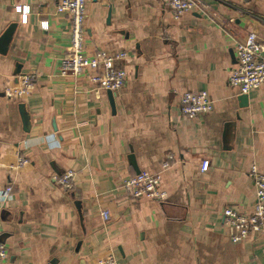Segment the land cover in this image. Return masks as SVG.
Wrapping results in <instances>:
<instances>
[{"label":"crops","instance_id":"crops-1","mask_svg":"<svg viewBox=\"0 0 264 264\" xmlns=\"http://www.w3.org/2000/svg\"><path fill=\"white\" fill-rule=\"evenodd\" d=\"M60 1L0 0V42L10 31L0 43V161L14 163L18 149L29 159L0 166V190L13 185L0 202V264H93L111 252L120 264H264V230L234 242L224 216L254 211L251 166L264 173V84L242 98L229 83L234 39L264 44V0H205L216 20L197 10L176 19L171 0H86V50L127 53L118 91L87 73L60 75L71 24ZM25 74L37 76L31 94L6 96ZM203 90L213 110L185 117L182 94ZM68 170L66 190L54 177ZM141 172L162 173L163 199L122 189Z\"/></svg>","mask_w":264,"mask_h":264},{"label":"built area","instance_id":"built-area-1","mask_svg":"<svg viewBox=\"0 0 264 264\" xmlns=\"http://www.w3.org/2000/svg\"><path fill=\"white\" fill-rule=\"evenodd\" d=\"M247 1V0H243ZM86 0H61L57 11L67 14L70 18V50L61 59L59 73L64 77L71 76L75 79L81 78L86 73L92 85L97 89L118 91L127 81V71L121 61L125 60L126 52L109 53L99 50L89 53L86 50ZM23 12L24 20H27L28 6H17ZM170 9L173 16L178 19L182 14L197 10L211 20H216V14L212 12L205 0H171ZM236 63L231 71L229 83L240 89L241 94H249L254 89L264 84V44L254 34H250L246 40L234 39ZM37 76L25 74L18 77L15 85L5 89L6 96L10 98L24 99L31 94ZM180 110L187 118H195L201 114L213 110V101L210 94L203 91H187L180 98ZM14 163L5 164L0 161V166L11 170H19L29 163V159L18 149ZM171 158V156L169 157ZM210 161L204 160L201 171L209 169ZM163 169L169 167V161L162 164ZM256 187V199L254 211L250 214L244 213L232 207L224 210L225 224L231 229V239L234 242L245 240L252 235L259 234L264 230V173L256 164L250 169ZM75 172L68 170L63 174L55 175L54 179L63 189L74 187ZM162 173L141 172L128 176L121 181L124 191L133 196H148L154 199H163L166 192L160 189ZM13 185L8 184L0 190V202H9L12 199ZM101 216L105 221L110 220V212L103 210ZM7 257V247L1 239L0 231V263ZM93 264H120L113 252L99 258Z\"/></svg>","mask_w":264,"mask_h":264},{"label":"water","instance_id":"water-1","mask_svg":"<svg viewBox=\"0 0 264 264\" xmlns=\"http://www.w3.org/2000/svg\"><path fill=\"white\" fill-rule=\"evenodd\" d=\"M8 34H10V31H7V32L4 34V36H3L2 39H1V42L7 38ZM1 42H0V43H1ZM235 62H236V61H235ZM109 91H110V90H109ZM111 94H112V93H111ZM247 95H248V94H241V97L244 98V97H246Z\"/></svg>","mask_w":264,"mask_h":264}]
</instances>
